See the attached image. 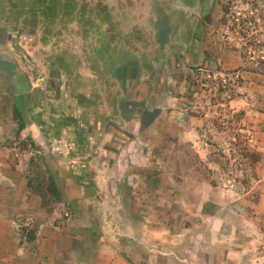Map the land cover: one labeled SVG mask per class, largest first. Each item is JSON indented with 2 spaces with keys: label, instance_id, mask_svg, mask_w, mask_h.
<instances>
[{
  "label": "rangeland",
  "instance_id": "obj_1",
  "mask_svg": "<svg viewBox=\"0 0 264 264\" xmlns=\"http://www.w3.org/2000/svg\"><path fill=\"white\" fill-rule=\"evenodd\" d=\"M4 52L48 106L42 146L16 137L9 165L48 226L87 247L97 227L127 264H264V0H0ZM56 154L99 179L96 205L61 197ZM121 213L161 237L122 235Z\"/></svg>",
  "mask_w": 264,
  "mask_h": 264
},
{
  "label": "crops",
  "instance_id": "obj_2",
  "mask_svg": "<svg viewBox=\"0 0 264 264\" xmlns=\"http://www.w3.org/2000/svg\"><path fill=\"white\" fill-rule=\"evenodd\" d=\"M4 53H0V264H127L125 253H128V250H125L123 244L118 250L116 243L112 240L107 241L102 235L103 231L98 232L97 227L91 231L94 232L92 235H95L94 244L87 247L86 236L81 232V227L73 224L65 226L63 221L56 226H48L40 201L30 194L26 181L17 172L18 168L16 172L11 170L10 156L14 150L10 147L11 142L16 137L20 139L29 137L42 146L44 142L42 130L50 125L49 119L47 120L50 114L46 113L47 104L36 100L34 93L38 87L36 82L30 79L28 74L19 71L15 58ZM16 109L20 111L22 119L20 128L17 127V120L14 118ZM33 114L41 118L40 123L29 117ZM58 155L56 158H60L59 165L54 164L52 167L54 173L61 176L58 183L56 182L58 187H65L64 195L60 191L61 197L67 202L81 204L83 207L96 205L99 179L97 178L93 191H89L88 187L77 183L76 170L68 168L69 164L63 161L66 159ZM133 187L139 191L143 188L136 181ZM257 199L264 202V195ZM249 206L253 207L248 203L244 207ZM91 214L93 213L88 215ZM94 215L96 218L100 216L98 213ZM136 217L138 228L129 234L125 232V229L129 230L125 225V215L120 214L124 233L122 235L142 238L147 244L161 237L160 227L152 216L137 213ZM104 218L109 219L108 213L105 212ZM217 218L219 220V216Z\"/></svg>",
  "mask_w": 264,
  "mask_h": 264
}]
</instances>
